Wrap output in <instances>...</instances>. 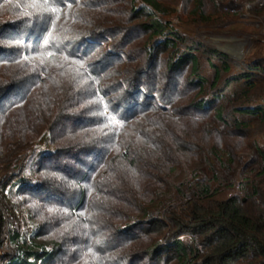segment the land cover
Segmentation results:
<instances>
[{"label": "trees", "instance_id": "1", "mask_svg": "<svg viewBox=\"0 0 264 264\" xmlns=\"http://www.w3.org/2000/svg\"><path fill=\"white\" fill-rule=\"evenodd\" d=\"M220 1L0 0L2 187L35 225L0 264H264V56L177 24Z\"/></svg>", "mask_w": 264, "mask_h": 264}, {"label": "rangeland", "instance_id": "2", "mask_svg": "<svg viewBox=\"0 0 264 264\" xmlns=\"http://www.w3.org/2000/svg\"><path fill=\"white\" fill-rule=\"evenodd\" d=\"M252 2L253 0H247L246 2L242 0H222L219 2L218 13H213V10L209 7L205 8L204 18L195 13H188L193 7L192 5L189 7V4H187L188 10L185 9L181 14V19L177 20V24L183 33L200 38L220 50H225L236 60L264 56V14L255 13L253 10L258 7H254ZM226 6L229 8L227 9ZM249 7L253 10H250ZM11 155L6 148H0V228L3 227L2 239L6 240L4 246L7 245L8 249L12 251L13 248L9 243L10 226L12 224L20 226L22 231L27 233L33 230L35 225L29 220L27 222L24 220L25 212L18 207L19 199L14 198L17 206L13 208L10 204L11 200H9L6 191L3 190L2 184L17 171V167L8 165ZM241 155L246 156V159L251 156V154L245 152ZM190 173L191 169L186 167V169H182L181 174H177L175 179L177 182L182 181L184 178L190 177ZM222 176L223 179L221 178L220 183L213 182L212 184L213 186H220L218 197L227 198L235 193L231 183L237 182L238 179L235 178L234 173H228L226 170H224ZM172 195L174 199L178 197L175 193ZM184 202H187V200ZM2 251L6 252L7 249L5 247L0 248V252ZM86 253L89 252L86 251Z\"/></svg>", "mask_w": 264, "mask_h": 264}, {"label": "built area", "instance_id": "3", "mask_svg": "<svg viewBox=\"0 0 264 264\" xmlns=\"http://www.w3.org/2000/svg\"><path fill=\"white\" fill-rule=\"evenodd\" d=\"M252 3L254 4V7L264 8V0H253ZM252 3H251V4H252ZM250 7H252V6L250 5ZM226 8L228 9L229 7L226 6ZM252 8H253V7H252Z\"/></svg>", "mask_w": 264, "mask_h": 264}, {"label": "water", "instance_id": "4", "mask_svg": "<svg viewBox=\"0 0 264 264\" xmlns=\"http://www.w3.org/2000/svg\"><path fill=\"white\" fill-rule=\"evenodd\" d=\"M222 51L226 52L225 50H222ZM226 53H227V52H226Z\"/></svg>", "mask_w": 264, "mask_h": 264}]
</instances>
